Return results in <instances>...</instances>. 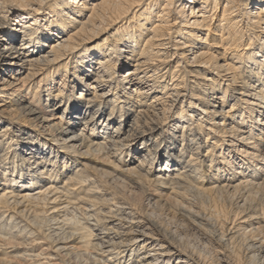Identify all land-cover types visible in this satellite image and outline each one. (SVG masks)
<instances>
[{
  "label": "bare ground",
  "instance_id": "bare-ground-1",
  "mask_svg": "<svg viewBox=\"0 0 264 264\" xmlns=\"http://www.w3.org/2000/svg\"><path fill=\"white\" fill-rule=\"evenodd\" d=\"M0 264H264V0H0Z\"/></svg>",
  "mask_w": 264,
  "mask_h": 264
}]
</instances>
